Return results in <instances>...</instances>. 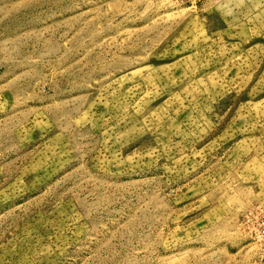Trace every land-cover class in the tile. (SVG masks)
<instances>
[{"label": "rangeland", "instance_id": "obj_1", "mask_svg": "<svg viewBox=\"0 0 264 264\" xmlns=\"http://www.w3.org/2000/svg\"><path fill=\"white\" fill-rule=\"evenodd\" d=\"M0 264H264V0H0Z\"/></svg>", "mask_w": 264, "mask_h": 264}]
</instances>
